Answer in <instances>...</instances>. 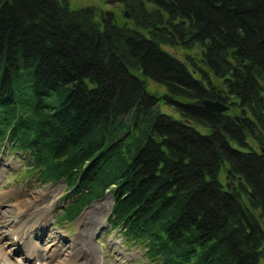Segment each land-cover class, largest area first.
I'll list each match as a JSON object with an SVG mask.
<instances>
[{
  "label": "trees",
  "instance_id": "1",
  "mask_svg": "<svg viewBox=\"0 0 264 264\" xmlns=\"http://www.w3.org/2000/svg\"><path fill=\"white\" fill-rule=\"evenodd\" d=\"M116 1L0 0V149L65 183L59 221L111 191L151 264H264V0Z\"/></svg>",
  "mask_w": 264,
  "mask_h": 264
},
{
  "label": "rangeland",
  "instance_id": "2",
  "mask_svg": "<svg viewBox=\"0 0 264 264\" xmlns=\"http://www.w3.org/2000/svg\"><path fill=\"white\" fill-rule=\"evenodd\" d=\"M59 1H66L67 6L73 10L93 7L98 12H113L120 19L126 20L125 9L116 0ZM168 50L171 53L176 51L169 48ZM146 83L149 92L157 96H162L165 93L163 86L150 80H147ZM227 106L228 110L230 108L232 110V103ZM158 109L160 113L178 118V114L163 103V100L158 103ZM25 166L23 160L14 158V155L6 149H0V238H3L2 241L6 242L5 239H8L11 233L16 230L12 225L13 218L21 222L19 227L27 229V232H31L32 236L38 231L35 224L45 221L44 236H42L44 239L42 241L45 244L41 243L38 238H34L32 242L34 247L38 246L36 252L39 253V257L41 256L42 260L46 261V263L42 261L43 264H64L65 259L71 257L72 249L76 248L75 246L80 248V257L78 258L76 253L74 264H83L86 261L84 256L87 257L88 264H151L144 258L141 247L126 246L119 234L111 231L108 227L107 218L113 205L111 191L106 192L103 200L95 202L86 210L84 209L74 222L70 224L55 222L56 215L65 205V198L63 199L65 183L41 186L28 177ZM223 183L226 188L227 185L228 189L231 188L229 181ZM262 225L264 228V223ZM84 230H90L88 241L91 248L86 241L83 242L80 238V235L85 232ZM86 248L93 252L91 256L85 253ZM47 256H51L50 262L46 259ZM16 263L27 264L20 262L18 254L11 251L10 254L4 255L0 250V264Z\"/></svg>",
  "mask_w": 264,
  "mask_h": 264
},
{
  "label": "bare ground",
  "instance_id": "3",
  "mask_svg": "<svg viewBox=\"0 0 264 264\" xmlns=\"http://www.w3.org/2000/svg\"><path fill=\"white\" fill-rule=\"evenodd\" d=\"M126 12V11H125ZM127 14V12H126ZM124 17L125 18H128V14H127V17L125 16L124 14ZM111 212V211H110ZM89 220V219H88ZM87 221V220H86ZM20 223L16 218H13L12 220V225L16 228V230L13 231V233H11L10 237L7 239V241L15 248V249H21V250H24L25 251V254L27 255V257H33L32 255V252L34 253L35 256L39 257V253L37 254L36 252V249L38 246L35 245L34 247V244H32L34 238H38L40 239L41 243L45 244L43 241L44 239H42V236H44V226L46 224L45 221H41L40 224H35V227H37L38 231H36V234L35 235H31L30 233H28L24 228L22 227H19L20 226ZM24 223V222H23ZM4 225V224H3ZM86 226H87V223H86ZM85 232L82 233L80 235V238L82 239V241H86L87 244L90 246V243L88 241V237H89V234H90V230L86 231L84 230ZM86 233H88V235H86ZM43 240V241H42ZM81 241V242H82ZM82 242V243H83ZM76 248H73L72 249V254H71V257H68L65 259V262L64 264H74V260H76V257L78 255V258L80 257V253H79V247L75 246ZM91 248V246H90ZM93 249V248H92ZM71 251V250H70ZM85 253L88 254V256H91L93 254V252H90V249H87L84 250ZM77 253V255H76ZM83 253V252H82ZM48 259H52L51 256H47ZM87 258V257H86ZM85 256H84V259L86 261H84L83 264H88L87 263V260ZM90 259V258H89ZM39 264V263H38ZM82 264V263H80Z\"/></svg>",
  "mask_w": 264,
  "mask_h": 264
},
{
  "label": "water",
  "instance_id": "4",
  "mask_svg": "<svg viewBox=\"0 0 264 264\" xmlns=\"http://www.w3.org/2000/svg\"><path fill=\"white\" fill-rule=\"evenodd\" d=\"M125 16L127 17L126 12H124ZM203 106L207 111L210 112H216V113H222L228 110V106L224 105L223 103L219 102V101H210V100H204L203 101ZM262 152H264V150H262ZM227 188H229V186L227 185ZM94 202H92V204H94ZM91 204V205H92Z\"/></svg>",
  "mask_w": 264,
  "mask_h": 264
}]
</instances>
